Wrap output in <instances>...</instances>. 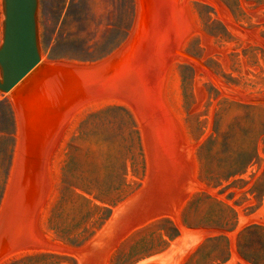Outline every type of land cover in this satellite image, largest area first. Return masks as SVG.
<instances>
[{"label":"rangeland","instance_id":"374dc122","mask_svg":"<svg viewBox=\"0 0 264 264\" xmlns=\"http://www.w3.org/2000/svg\"><path fill=\"white\" fill-rule=\"evenodd\" d=\"M151 8L39 0L74 79L27 156L0 92V264H264V0Z\"/></svg>","mask_w":264,"mask_h":264},{"label":"water","instance_id":"95a60500","mask_svg":"<svg viewBox=\"0 0 264 264\" xmlns=\"http://www.w3.org/2000/svg\"><path fill=\"white\" fill-rule=\"evenodd\" d=\"M38 5L39 0H2L4 19L0 44V92L8 93L17 87L12 96L17 95V91L39 71L45 68L49 71L37 84L20 91L17 95L19 101L27 98L36 88L44 86L46 78L55 72H52L55 64L41 62Z\"/></svg>","mask_w":264,"mask_h":264},{"label":"bare ground","instance_id":"6f19581e","mask_svg":"<svg viewBox=\"0 0 264 264\" xmlns=\"http://www.w3.org/2000/svg\"><path fill=\"white\" fill-rule=\"evenodd\" d=\"M0 5H1V3H0ZM151 5H152V0H138L139 22L144 29H146L147 27L150 26L149 23H150V19L152 17L151 16V12H152ZM49 63L55 64L54 70L52 68V72L53 71H55V72L50 78H48V77L46 78L44 86H42L40 88H36L32 94H29V96L27 98H25L21 101L18 100V97H17L18 93L20 91H24L30 85L37 84L39 81H41V79H43L44 76L47 75V72H49V71H47L48 68H45L44 70L39 71L38 74L34 75V77L31 80H29L24 86H22L17 91L18 92L17 95L14 94L12 96L14 90L17 87L13 88L10 92H8L11 103L14 105V107L16 108V111L20 115V123L23 122V124H24L20 127H22L21 132L23 135L22 150L23 151L26 150L25 154H24L25 156H27V154L29 152L28 150L30 148L29 146L31 145L30 142L34 138L35 133L37 132V128H38V121L37 120H38V117L41 115L43 109L45 108V106H47L49 103H51L55 99V97L58 96V94L62 91L63 87H65L68 82H69V84L70 83L73 84V82H71V81H73L72 79H74V77H72L73 75H71V76L69 75L71 72H69L70 67H68L67 64L60 63V62H49ZM27 76H29V75H27ZM40 93H41V95H40ZM9 207H11V206H9ZM7 210L10 211L11 208H9Z\"/></svg>","mask_w":264,"mask_h":264}]
</instances>
